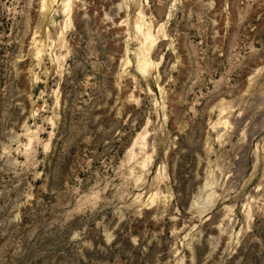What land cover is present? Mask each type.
Returning a JSON list of instances; mask_svg holds the SVG:
<instances>
[{"label":"rangeland","instance_id":"374dc122","mask_svg":"<svg viewBox=\"0 0 264 264\" xmlns=\"http://www.w3.org/2000/svg\"><path fill=\"white\" fill-rule=\"evenodd\" d=\"M0 264H264V0H0Z\"/></svg>","mask_w":264,"mask_h":264}]
</instances>
